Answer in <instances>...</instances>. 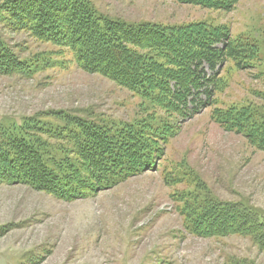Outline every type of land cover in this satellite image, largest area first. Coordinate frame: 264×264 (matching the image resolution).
Listing matches in <instances>:
<instances>
[{
    "label": "rangeland",
    "instance_id": "1",
    "mask_svg": "<svg viewBox=\"0 0 264 264\" xmlns=\"http://www.w3.org/2000/svg\"><path fill=\"white\" fill-rule=\"evenodd\" d=\"M90 1L100 14L128 22L204 20L228 25L232 36L252 38L258 53L243 59L248 68L237 70L228 62L220 67L228 83L217 93L216 105L249 102L264 117V0H240L231 11L175 0ZM0 42L43 63L30 76L0 74V132H20V121L31 116L60 124L65 113L131 122L147 110L148 102L78 68L68 52L59 54L58 47L36 40L29 30H12L0 19ZM198 97L208 103L205 95ZM188 100L186 116L179 118V130L155 169L112 188L66 201L25 183L0 182V264H264V248L248 237H201L184 228L177 199L163 179L173 167L183 172V181L200 180L217 200L244 202L264 216V151L213 120L212 107L196 112L192 97Z\"/></svg>",
    "mask_w": 264,
    "mask_h": 264
},
{
    "label": "trees",
    "instance_id": "2",
    "mask_svg": "<svg viewBox=\"0 0 264 264\" xmlns=\"http://www.w3.org/2000/svg\"><path fill=\"white\" fill-rule=\"evenodd\" d=\"M5 1L0 7L5 26L29 30L36 40L58 47L59 54L68 52L78 68L108 78L149 105L144 116L131 122H96L68 113L64 124L40 122L34 116L22 119L20 132H0V182L25 183L70 201L155 169L179 130V118L186 116L189 97L194 111L212 107L213 120L264 151L260 108L249 102L216 105L217 93L228 83L220 67L228 62L237 70L248 68L243 59L258 53L252 38L232 36L228 25L204 20L176 25L128 22L100 14L90 0ZM175 1L231 11L240 0ZM17 54L0 42V74L30 76L42 68V61ZM163 179L189 234L244 236L264 248V216L253 207L217 200L200 180L183 181V172L175 167L166 170ZM184 183L197 184L180 189Z\"/></svg>",
    "mask_w": 264,
    "mask_h": 264
}]
</instances>
